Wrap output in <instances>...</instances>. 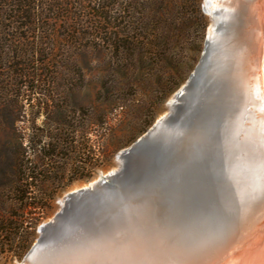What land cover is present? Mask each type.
<instances>
[{"label": "rangeland", "instance_id": "374dc122", "mask_svg": "<svg viewBox=\"0 0 264 264\" xmlns=\"http://www.w3.org/2000/svg\"><path fill=\"white\" fill-rule=\"evenodd\" d=\"M106 1L113 7L111 15L120 10L119 2L131 5L142 26L135 28L129 20L132 27L124 32L104 29L115 26L117 20L99 22L86 9L80 25L58 20L50 30L22 34L21 69L26 77H19L18 82L27 88L16 89L24 94L25 106L23 111L11 107L8 117L12 121L0 115V180L4 161L15 152L22 167L36 177L25 182L31 181V201L37 204L25 212L15 240L6 245L0 242V264H29L36 246L56 247L93 226L109 229L115 241L125 238L124 243L131 245V240H138L146 259H155L165 244L149 231L136 238L130 232L132 222L143 230L171 229L176 223L173 183L180 181L187 156H179L178 147L164 140L148 143L149 171L177 177L168 179L172 186L135 196L133 183L149 173H135L137 153L142 151L132 144L159 120L167 119L185 132L189 123L211 118L206 94L212 85L213 52L207 41L211 31L224 23L226 1L168 0L171 9L166 10L153 7L154 0ZM180 4L182 11L173 8ZM152 7L158 9L156 14L151 13ZM182 19L181 29L171 28L177 20L182 24ZM263 27L259 22L253 33L245 32L246 81L242 91L233 85L230 92L232 97L238 92L236 103L224 110L216 124L212 121L215 141L208 147L212 155L206 153L204 158L214 163L216 176L222 175L221 180L217 178L221 195H229L226 240L231 239L232 248L227 245L225 256H240L245 259L242 262L264 245V46L258 61ZM127 41L133 45L126 48ZM160 166L165 168L157 170ZM128 186L133 187L131 191ZM11 200L10 193L6 194L0 206L7 208ZM45 223L49 226L42 233Z\"/></svg>", "mask_w": 264, "mask_h": 264}, {"label": "water", "instance_id": "95a60500", "mask_svg": "<svg viewBox=\"0 0 264 264\" xmlns=\"http://www.w3.org/2000/svg\"><path fill=\"white\" fill-rule=\"evenodd\" d=\"M235 12L238 13V10L233 8L223 13V25L216 27L212 36L207 41L210 51L213 52V62L209 70L210 75L213 65L219 58H225L233 49H243V44L237 41L238 34L242 32V29L240 28L239 30L238 28L239 22H236ZM211 76L212 85L206 94V99H208L211 109V118L208 116L209 122L206 123L208 117H204L205 120L189 123V125H186V131L181 132L180 127L176 126L177 124H170L165 119V121L157 122L132 144L133 149L138 147L142 151H138L137 153L138 158L134 166L135 173L138 171L149 173L145 178L140 176L142 179L133 183V186H136L133 189L134 193L132 192V195L135 196L137 194L145 195V193L154 192L155 187L156 189H161L168 184L171 185L168 179L173 176L177 177L170 174L168 178L166 175L160 174V172L156 175L152 171H149L147 150L150 145L148 143L153 140H164L172 148L178 147L177 151L179 153H177L179 156H187L186 162L182 163L181 169L179 168L180 181H174L173 183L176 223L171 225L173 226L171 229H169L170 226H167L166 230H164L165 252L167 253L165 256L168 257L167 264L175 262V260L178 264H202L205 261L203 258H207L208 254H210L214 242L218 244L226 240L229 228L227 216L229 200L228 197L221 195L218 190L220 185L218 179L221 180L222 175L220 177L219 175L216 176L214 163L204 158L206 153L210 156L212 155V151L208 148L210 143L215 141L212 123L215 122L214 124H216V121L223 116L224 110L232 102L233 104L236 103L238 92H235V95L232 97L230 90L234 86H228L226 83L223 88L222 82H217L218 77L215 74ZM230 98H232V101ZM164 168L165 166H160V168L156 169L161 171ZM189 179H193V181ZM140 187L143 188L141 189ZM129 188L130 186H128ZM132 188H130V191ZM162 196L160 195L159 197L161 202L165 200ZM171 251H176L177 253L174 254ZM202 259L203 261H201Z\"/></svg>", "mask_w": 264, "mask_h": 264}, {"label": "trees", "instance_id": "16d2710c", "mask_svg": "<svg viewBox=\"0 0 264 264\" xmlns=\"http://www.w3.org/2000/svg\"><path fill=\"white\" fill-rule=\"evenodd\" d=\"M167 3L168 0H154L153 7L161 10L171 9ZM118 5L120 6L118 13L115 12L114 15H111L109 12H112L113 7H110L106 0H75V2H72V0H0L1 117H4L5 120L9 119L8 115L11 113L12 106L16 111H23L25 106L24 94L16 89L23 86L27 88L26 83L20 84L18 82L19 77H26V72L21 69L23 64L21 60L25 56L21 45L22 34L29 36V34H34L39 30H50L58 20H62L64 24L68 20H74L78 21L77 24L80 25L79 22L83 18L82 12L86 9L92 10V16L99 22L108 24L112 19L117 20L115 26H104V29L111 27L120 33L124 32L129 26L132 27L131 24L129 25V20L135 28L138 25L142 26V20L134 17L131 5H124L122 1ZM181 5H176L173 8H179L182 11ZM153 7L150 9L151 13L156 14L158 9H153ZM181 22L182 24L177 20L172 24L170 23L171 28L178 31L182 28L183 19ZM125 45L128 48L133 44L127 41ZM125 45L122 46L125 47ZM29 56L27 59L30 58ZM30 90L33 91L34 87ZM9 120L12 121V118ZM1 174L4 180H0V198L6 197L8 193L12 197L7 208L0 206V242H2V245H6L9 244L8 242H13L20 229H22L20 225L24 222L25 212L29 208H35L37 204L31 201L33 197L30 192L31 181L36 177L32 175L31 169L22 167L15 152L7 156ZM26 180L31 181L26 183ZM12 208L16 211H12Z\"/></svg>", "mask_w": 264, "mask_h": 264}, {"label": "bare ground", "instance_id": "6f19581e", "mask_svg": "<svg viewBox=\"0 0 264 264\" xmlns=\"http://www.w3.org/2000/svg\"><path fill=\"white\" fill-rule=\"evenodd\" d=\"M225 1H226L224 3L225 7L223 6V9L225 10V12H228L229 10H232L233 8L238 10L239 14L237 12H235L234 15H236V17H235L236 22H239L238 28H239V30L241 28L242 32H239L237 41L239 43L243 44L244 41H245V36L244 35L246 33L247 34L250 33L251 30H252V33H253V29L255 28L256 25L259 24V22H260V24L264 23L262 21V18L264 16V5H263L264 4V0H225ZM240 24H242V25H240ZM260 29H264V27L260 28ZM213 31H211V33H213ZM253 36H255V35H253ZM262 38H263V36H262ZM250 39H252V38H250ZM259 39H260V37H259ZM258 42H260V41H258ZM249 44H251V43H249ZM260 45L261 46L258 47L259 48L258 49L259 50L258 61L261 60L260 53H261V50H262V46H264V42L262 44H260ZM256 49H257V47H256ZM246 50H248V49H246ZM252 50H253V48H252ZM258 50H257V53H258ZM253 52H255V51H253ZM246 55L241 49L236 48V49H233L231 52H229V54L225 58L224 57L223 58H219L215 62V64L213 65L211 73L213 75L215 74V76H217L219 71L222 72V74L220 72V78H221L220 81H222V86L223 87L226 85V83H227L228 86L237 85V88L239 89V91H242L241 88H243L244 82L246 81V80L244 81V78H246V76H247L246 75L244 77V75H243L244 74L243 68H245L244 65H245V62H246V59H247ZM249 57H251V56H249ZM217 63H220V64H217ZM259 63L261 64V62H259ZM248 68H249V66H248ZM247 79L249 80V78H247ZM253 84H255V83H253ZM243 97H245V95ZM234 108H236V107H234ZM232 110H235V109H232ZM225 123H226V121H225ZM258 173H256V174H258ZM260 175H262V174H260ZM260 179H262V178H260ZM256 185H259V187H260V184H256ZM95 187L97 188V186H95ZM221 187H223V186H221ZM262 187L264 188V186H262ZM96 188L94 190L95 191L97 190L96 192H99V190L96 189ZM244 189H246V188H244ZM237 190H239V189L237 188ZM243 192H244V190H243ZM242 193H240V194H242ZM246 195H247V193H246ZM259 195H261V194H259ZM228 196L229 195H227V197ZM251 197H253V196H251ZM122 201H123V199H122ZM170 204L172 205V202H170ZM253 205H255V204H253ZM166 206H168V205H166ZM125 210L126 209H124V211ZM166 212H168V211H166ZM243 216H244V214H243ZM113 218H117V217H113ZM48 223H45L44 225H42L40 227V231L42 233L49 226ZM135 225H136L135 222L134 223L132 222V226H130V232L133 231L132 235H135L136 238H137L138 234H143L144 232L148 233V231H149V234H152L154 236L158 235L159 236V238H158L159 241H161V242H163L165 244V247H163V251L160 249L161 250V254L159 256H157L155 259H154L153 256L150 258V260L146 259L145 256H147V253H144V251H145L144 247L136 244L138 240H136V241L134 240V242H133V240H131L132 241L131 245L128 242L124 243V241H126L125 238L124 239H120V240L116 239V241H115V240H113V238H111V236H110L111 233L109 232L110 231L109 229L108 230H102V229H97V228L95 229V227L93 226L92 228H90L89 232L88 231L87 232L86 231L83 232L81 230V231L77 232V234H74L75 236L70 237L71 239H69V241H66L65 243L57 244L56 247H53V248L49 247V248H46V249L45 248L41 249V247H39V245L36 246L35 247L36 249H34L35 251H33V255L31 256V258L29 260V264H102L103 260H106L107 262H109V264H111V263H113V264H167L166 262L168 261V257L165 256V255H167V253L165 252L166 242H164V238H165L164 237L165 236V231L164 230H166V228H164L162 230L161 229L143 230L140 227H138L139 224L137 226H135ZM253 225H255V224H253ZM120 226L121 225H119V227ZM237 226L239 227V225H237ZM117 227H115V228H117ZM118 230L120 231V229H118ZM115 231H117V230H115ZM246 238H248V237H246ZM158 239H157L156 242H158ZM263 241H264V239H263ZM230 242H231V239L225 240L224 242H221V243H218V244L216 242H214V244L212 246V250L210 251V254H208L207 258H205V257L203 258V259H205V261L202 264H240V263L241 264H264V245H263V243L257 249V251L255 249L257 244L254 247L255 251L253 252L252 251L253 249L251 250L253 252L252 253V257H251V254H250L251 252L249 254L247 252V254L250 255V258H249V260L247 262L246 261L242 262L245 259H243V258H242L243 260L239 259L240 256L239 257L235 256L233 258H231V256H230L229 257L230 259L225 256L226 252L228 251L226 249L227 245L230 244L229 248H232ZM52 246H54V245H52ZM151 252H155V251L152 249ZM171 252H174V254L177 253L176 251H171ZM243 253L245 254V252H243ZM234 255H236V254H234ZM203 259L201 261H203ZM168 264H178V263L175 260V262L173 261V262H170Z\"/></svg>", "mask_w": 264, "mask_h": 264}]
</instances>
